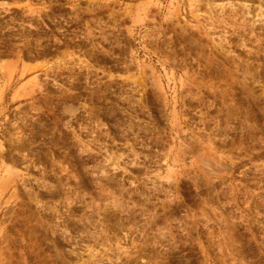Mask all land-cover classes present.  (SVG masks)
<instances>
[{
    "label": "rangeland",
    "instance_id": "obj_1",
    "mask_svg": "<svg viewBox=\"0 0 264 264\" xmlns=\"http://www.w3.org/2000/svg\"><path fill=\"white\" fill-rule=\"evenodd\" d=\"M0 264H264V0H0Z\"/></svg>",
    "mask_w": 264,
    "mask_h": 264
}]
</instances>
